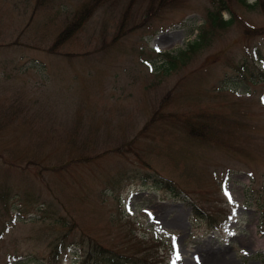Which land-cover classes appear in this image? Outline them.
Instances as JSON below:
<instances>
[{
  "label": "rangeland",
  "instance_id": "374dc122",
  "mask_svg": "<svg viewBox=\"0 0 264 264\" xmlns=\"http://www.w3.org/2000/svg\"><path fill=\"white\" fill-rule=\"evenodd\" d=\"M87 1L0 0V264H78L92 241L264 264V1L228 0L233 23L173 70L167 55L209 30L210 0L130 32L116 31L123 1L98 8L59 45ZM199 114L223 123L218 143L187 134L180 119Z\"/></svg>",
  "mask_w": 264,
  "mask_h": 264
},
{
  "label": "trees",
  "instance_id": "16d2710c",
  "mask_svg": "<svg viewBox=\"0 0 264 264\" xmlns=\"http://www.w3.org/2000/svg\"><path fill=\"white\" fill-rule=\"evenodd\" d=\"M122 1L125 4L121 13L124 20L122 19L123 21H120L117 25V32H122L124 28H126L127 32H130L140 25H144L145 23L152 21L160 13H162L164 9L167 10L178 7L184 2V0H89L74 13L70 20H68L65 31L57 38L59 45H63L64 40L76 33L77 30L81 29V27L92 17L98 8H103L105 6L108 8H110V6L116 7ZM236 1L244 6L253 7L260 4V2L264 0H255L253 3L254 5H248L246 0ZM210 4L213 6V10H208L206 12V21L209 30L202 31L199 35H197L196 39L189 44L187 51L180 52L178 56L167 55V62L172 70L177 68L178 64H184L183 61L188 58V52L196 53L206 47L209 44L212 32L217 29L227 28L233 23V18L224 20L222 17V12L224 11L230 12L231 15L233 14L228 0H210ZM248 33L249 36H260L263 34L257 33L255 29L248 30ZM63 36H65V38H63ZM113 41H115L114 38ZM251 55L258 61L262 57L258 49H253V53ZM239 67L242 70L241 72H248L246 63ZM193 118H195V120L186 116L180 119V121L185 123L187 134L189 136L192 135L194 139L199 138V141L209 142L213 139L215 143H218L219 138L216 140V136L220 132L219 126H222L220 124L222 122H220L219 118L217 120L216 116L209 115L206 116L207 119H205L203 114H199V116H195ZM211 131L213 132L209 133ZM202 132L205 133L206 136L201 137L200 134ZM157 181L160 185L165 186L167 184L163 182L161 178H157ZM168 187L171 189V186ZM193 211L201 218L210 217L206 211H201L197 207H195ZM212 224L213 227L216 228L217 224L215 220ZM140 243H143V241ZM143 245L144 244H142L138 249H134L132 253L127 254L121 250L105 248L95 241H92L85 244L78 264H167V262L163 263L162 261H157V256H155L156 261H151L153 258L149 255L147 249L144 248Z\"/></svg>",
  "mask_w": 264,
  "mask_h": 264
},
{
  "label": "snow or ice",
  "instance_id": "6c2138e0",
  "mask_svg": "<svg viewBox=\"0 0 264 264\" xmlns=\"http://www.w3.org/2000/svg\"><path fill=\"white\" fill-rule=\"evenodd\" d=\"M225 195L228 197L229 202L231 203L232 202V197H231L230 193L227 191L226 188H225ZM177 259H179V256H177Z\"/></svg>",
  "mask_w": 264,
  "mask_h": 264
}]
</instances>
